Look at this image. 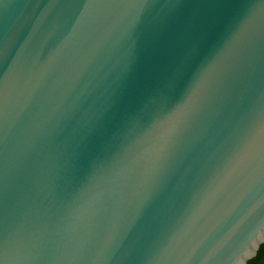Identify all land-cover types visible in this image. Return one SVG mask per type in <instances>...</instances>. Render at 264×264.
Wrapping results in <instances>:
<instances>
[{
    "label": "water",
    "instance_id": "water-1",
    "mask_svg": "<svg viewBox=\"0 0 264 264\" xmlns=\"http://www.w3.org/2000/svg\"><path fill=\"white\" fill-rule=\"evenodd\" d=\"M263 244L264 0H0V264Z\"/></svg>",
    "mask_w": 264,
    "mask_h": 264
},
{
    "label": "trees",
    "instance_id": "trees-1",
    "mask_svg": "<svg viewBox=\"0 0 264 264\" xmlns=\"http://www.w3.org/2000/svg\"><path fill=\"white\" fill-rule=\"evenodd\" d=\"M249 264H264V244L261 246L258 255L249 261Z\"/></svg>",
    "mask_w": 264,
    "mask_h": 264
}]
</instances>
